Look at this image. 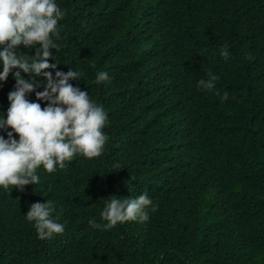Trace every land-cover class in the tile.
<instances>
[{
  "label": "trees",
  "instance_id": "trees-1",
  "mask_svg": "<svg viewBox=\"0 0 264 264\" xmlns=\"http://www.w3.org/2000/svg\"><path fill=\"white\" fill-rule=\"evenodd\" d=\"M56 3L66 15L49 63L81 73L69 83L104 107L109 139L99 157L41 165L23 192L0 188V264H264V0ZM15 71L0 81L5 119ZM99 71L110 79L96 83ZM209 71L220 96L197 87ZM145 192L158 205L147 222L89 223H105L110 196ZM48 200L65 229L40 240L25 215Z\"/></svg>",
  "mask_w": 264,
  "mask_h": 264
},
{
  "label": "clouds",
  "instance_id": "clouds-1",
  "mask_svg": "<svg viewBox=\"0 0 264 264\" xmlns=\"http://www.w3.org/2000/svg\"><path fill=\"white\" fill-rule=\"evenodd\" d=\"M65 15L56 0H0V81L6 82L13 70H17L15 90L8 95L7 118L0 116V130L12 129L7 131V139L0 135V188L5 191L14 186L23 192L25 186L38 184L36 170L41 165L53 173L57 167L66 169V162L78 154L89 159L99 157L108 142L109 137L103 131L108 123L104 107L69 83L79 80L81 73L70 68L67 73L55 71L59 64L49 63L53 59L52 50L59 49L55 40L60 38L59 21ZM20 45L41 47L36 48L33 57L17 52ZM220 55L226 60L229 58L227 45L220 49ZM50 69L55 71V78ZM22 73L30 79H25ZM37 78H43L46 83L41 84ZM109 79L107 71L96 74V83ZM219 79L209 71L197 87L209 92L215 90L220 96L215 89ZM41 87L44 90L37 91ZM33 92L38 101H45L48 106L42 108L40 103L30 101L27 97ZM220 98L226 101L228 93ZM14 134H18V141ZM103 201L105 206L100 216L105 223L89 222L101 231L128 221L145 223L150 219V211L158 210L147 192L130 198L112 195ZM56 212L51 200L30 206L25 217L33 223L40 240L64 232L65 224L54 217Z\"/></svg>",
  "mask_w": 264,
  "mask_h": 264
}]
</instances>
